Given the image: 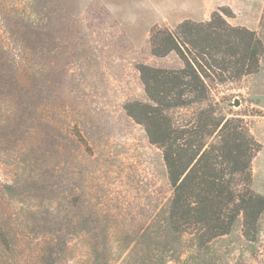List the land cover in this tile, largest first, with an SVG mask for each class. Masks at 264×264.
<instances>
[{
    "label": "rangeland",
    "instance_id": "1",
    "mask_svg": "<svg viewBox=\"0 0 264 264\" xmlns=\"http://www.w3.org/2000/svg\"><path fill=\"white\" fill-rule=\"evenodd\" d=\"M217 11L264 41V0H0V264H264V212L254 240L172 230L162 152L124 109L148 102L139 64L180 65L152 27ZM214 94L262 144L264 196V57Z\"/></svg>",
    "mask_w": 264,
    "mask_h": 264
},
{
    "label": "trees",
    "instance_id": "2",
    "mask_svg": "<svg viewBox=\"0 0 264 264\" xmlns=\"http://www.w3.org/2000/svg\"><path fill=\"white\" fill-rule=\"evenodd\" d=\"M228 16L217 11L204 21L152 27L151 54H174L180 65L139 64L148 102L124 107L162 152L172 188V230L198 232L201 244L228 235L239 219L244 237L256 239L264 212V196L253 188V160L262 144L245 118L214 94L216 87L260 71L264 41L257 31L230 24ZM44 261L30 264H48Z\"/></svg>",
    "mask_w": 264,
    "mask_h": 264
},
{
    "label": "water",
    "instance_id": "3",
    "mask_svg": "<svg viewBox=\"0 0 264 264\" xmlns=\"http://www.w3.org/2000/svg\"><path fill=\"white\" fill-rule=\"evenodd\" d=\"M239 105H240L239 101H236L235 106H239Z\"/></svg>",
    "mask_w": 264,
    "mask_h": 264
}]
</instances>
